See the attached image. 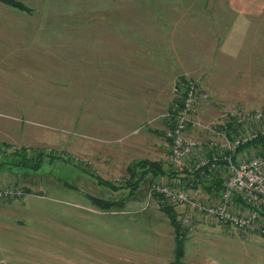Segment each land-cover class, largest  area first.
I'll return each mask as SVG.
<instances>
[{"label":"rangeland","instance_id":"1","mask_svg":"<svg viewBox=\"0 0 264 264\" xmlns=\"http://www.w3.org/2000/svg\"><path fill=\"white\" fill-rule=\"evenodd\" d=\"M0 5L7 8H0V142L10 146L7 150L41 148L57 157L44 160L36 170H0L1 184L20 185L25 192L19 198L0 200V264L172 261L174 229L161 207L174 208L178 220L181 207L151 191L153 184L171 180L147 175L123 205L104 210L90 197L118 199L126 197L128 190L113 191L90 174L120 186L129 177L128 166L138 159L159 161L172 172L166 163L165 128L174 84L183 78L196 81L197 116L203 122H220L227 121L222 114L228 107L264 106V72L242 74L238 68L220 71L214 67L197 73L200 79L178 74L158 85L156 81L173 72L156 73L159 80L151 82L142 75L154 73L75 71L100 63L105 49H79L69 39L58 40L57 16H66V9L33 8L28 14L3 2ZM225 58L227 64L240 66L249 57ZM200 80H207L220 98L233 103H218L208 92L204 95ZM224 127L218 126L220 131ZM188 134L207 138L200 129ZM255 145L239 151L251 157ZM172 174L175 181L183 178L176 171ZM202 181L196 187L185 181L189 194L203 201L217 199L204 187L211 179ZM180 226L185 264H264V236L258 232L199 214L193 218L192 230ZM24 235L29 238L15 237ZM13 239L18 245H10Z\"/></svg>","mask_w":264,"mask_h":264},{"label":"crops","instance_id":"2","mask_svg":"<svg viewBox=\"0 0 264 264\" xmlns=\"http://www.w3.org/2000/svg\"><path fill=\"white\" fill-rule=\"evenodd\" d=\"M19 1L31 9L30 12L20 10L28 14L33 8L66 9V16H57L61 24L58 40L69 39L79 49L85 46L105 49V59L100 63L75 71L154 73L142 75L153 82L159 80L156 73L173 72L156 81L158 85L163 81L168 83L178 74L200 79L197 73L211 72L214 67L220 71L238 68L242 74L264 72V44L260 43L264 40V0ZM0 8L7 10L2 5ZM56 31H60V26ZM232 56L249 58L241 61L240 66H231L225 57ZM201 83L204 95L209 93L218 103H233L226 97L220 98L207 80H200ZM235 157L238 159V155ZM2 226L5 229L7 224ZM17 239L10 245H18ZM55 263L61 264V260Z\"/></svg>","mask_w":264,"mask_h":264},{"label":"built area","instance_id":"3","mask_svg":"<svg viewBox=\"0 0 264 264\" xmlns=\"http://www.w3.org/2000/svg\"><path fill=\"white\" fill-rule=\"evenodd\" d=\"M172 96L165 128L166 163L168 169L183 178L173 179L172 183L153 184L151 191L181 207L179 223L187 230H192L193 218L199 214L264 236V106L248 109L234 105L224 109L222 116L227 121L203 122L197 116L196 81L190 78L177 81ZM218 126L225 127L220 131ZM195 129L205 131L209 137L199 139L188 134V130ZM233 129L236 134L231 136ZM252 143L256 147L251 157L245 150L239 151ZM175 176L160 177L170 180ZM206 177L221 180L222 190L217 199L203 201L187 191L185 181L193 184ZM23 195L25 192L20 185L0 183V200Z\"/></svg>","mask_w":264,"mask_h":264},{"label":"trees","instance_id":"4","mask_svg":"<svg viewBox=\"0 0 264 264\" xmlns=\"http://www.w3.org/2000/svg\"><path fill=\"white\" fill-rule=\"evenodd\" d=\"M4 4L17 8L19 10L30 12L31 9L25 6L19 0H0ZM10 146L6 143L0 142V170H21L24 168H32L33 170L38 169L44 160L53 161L57 157L52 152H48L46 149H28L22 147L18 150L13 149L7 150ZM129 177L125 180L123 185L118 186L117 184L103 179L99 175L95 173H91L90 175L96 179V182L99 185L107 186L113 191H118L120 189H127L128 192L126 197H120L118 199H102L97 197H90L91 202L101 208V209H111V208H119L123 205L126 200H128L131 196H133L137 190L139 189L142 181L145 179L147 175L151 177H160L162 175L168 174L172 175V172L167 170L162 163L155 160L149 159H138L132 162L127 168ZM203 183V181L194 182L193 187H196L198 184ZM206 184V181L205 183ZM208 185L204 187L208 191H213L215 194H219L222 190L221 180L217 177H213ZM158 198L159 195H155ZM164 212H166L168 218L170 219V223L174 229V240H175V248H174V258L167 264H185L182 262L181 258L184 256V245H183V233L181 231V226L179 220L177 219V213L172 207L163 206L161 207ZM264 213V212H263Z\"/></svg>","mask_w":264,"mask_h":264}]
</instances>
